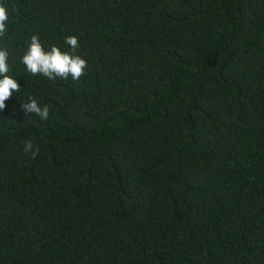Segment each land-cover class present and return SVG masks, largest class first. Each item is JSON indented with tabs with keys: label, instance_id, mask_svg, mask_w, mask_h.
I'll return each mask as SVG.
<instances>
[{
	"label": "trees",
	"instance_id": "trees-1",
	"mask_svg": "<svg viewBox=\"0 0 264 264\" xmlns=\"http://www.w3.org/2000/svg\"><path fill=\"white\" fill-rule=\"evenodd\" d=\"M3 3L0 264H264V0ZM33 35L84 74L27 72Z\"/></svg>",
	"mask_w": 264,
	"mask_h": 264
},
{
	"label": "clouds",
	"instance_id": "clouds-1",
	"mask_svg": "<svg viewBox=\"0 0 264 264\" xmlns=\"http://www.w3.org/2000/svg\"><path fill=\"white\" fill-rule=\"evenodd\" d=\"M8 6L0 0V38L5 37L9 27ZM64 43L69 46L70 51L64 50L59 46L52 45L45 48L38 35L31 37L30 43L21 58L27 72L32 75H42L49 80L57 77L67 79L69 76L73 80H78L87 68L86 59L77 54L79 47L78 37L75 35L67 36ZM9 50L7 47L0 46V112L6 107L8 101L14 93L21 90L18 79L10 74ZM21 109L26 115H35L41 120H48L50 110L47 105H41L34 97H28L26 102L21 103ZM24 151L29 152L35 157L39 149L34 150L31 140L25 141Z\"/></svg>",
	"mask_w": 264,
	"mask_h": 264
}]
</instances>
